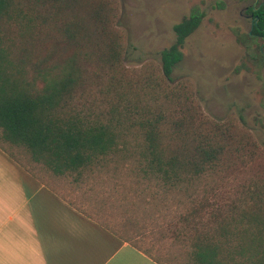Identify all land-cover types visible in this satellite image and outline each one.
<instances>
[{
    "label": "trees",
    "instance_id": "16d2710c",
    "mask_svg": "<svg viewBox=\"0 0 264 264\" xmlns=\"http://www.w3.org/2000/svg\"><path fill=\"white\" fill-rule=\"evenodd\" d=\"M113 10L99 0H0V148L74 181L121 169L150 184L180 209L175 238L188 264H264V175L226 199L211 184L226 153L257 146L203 115L189 81L172 76L205 11L191 5L159 63L131 70ZM252 12L250 32L233 28L242 47L233 74L264 67V2Z\"/></svg>",
    "mask_w": 264,
    "mask_h": 264
},
{
    "label": "rangeland",
    "instance_id": "374dc122",
    "mask_svg": "<svg viewBox=\"0 0 264 264\" xmlns=\"http://www.w3.org/2000/svg\"><path fill=\"white\" fill-rule=\"evenodd\" d=\"M99 1L115 9L114 26L125 41L123 63L131 70L157 65L160 50L174 40L173 24L188 13L191 5L200 4L205 18L186 38L182 59L172 76L189 81L203 115L243 129L259 151H242L241 157L226 153L223 168L211 177V184L221 189L219 196L226 199L236 185L263 178L264 67L260 76L246 71L232 73L242 54L233 28L248 30L246 6L253 0ZM218 1L222 7L216 5ZM18 152L17 160L24 172L48 179L55 190L66 194L88 216L117 230L120 238L128 239L161 264H188L189 247L175 238L174 223L180 209L167 202L166 195L153 192L150 184L137 182L121 169L113 174L97 170L92 176L74 181L70 175H53L27 153Z\"/></svg>",
    "mask_w": 264,
    "mask_h": 264
},
{
    "label": "crops",
    "instance_id": "0c3cea01",
    "mask_svg": "<svg viewBox=\"0 0 264 264\" xmlns=\"http://www.w3.org/2000/svg\"><path fill=\"white\" fill-rule=\"evenodd\" d=\"M0 264L160 263L0 148Z\"/></svg>",
    "mask_w": 264,
    "mask_h": 264
},
{
    "label": "flooded vegetation",
    "instance_id": "af4514ba",
    "mask_svg": "<svg viewBox=\"0 0 264 264\" xmlns=\"http://www.w3.org/2000/svg\"><path fill=\"white\" fill-rule=\"evenodd\" d=\"M262 2H264V0H253V2L251 4L246 6V15H247V17L250 18V26H249V28L247 30L249 32H250V30L252 28V25L253 24H257V22L259 21L258 16H253V12L252 11L257 10V8L261 5ZM250 7H251L252 11H249ZM261 30H264V28L261 29ZM258 38H260V40H261L260 49H261V51L264 54V35L263 34H259Z\"/></svg>",
    "mask_w": 264,
    "mask_h": 264
}]
</instances>
